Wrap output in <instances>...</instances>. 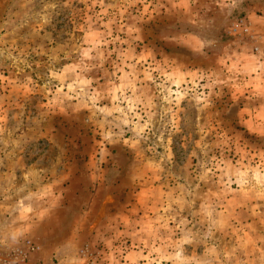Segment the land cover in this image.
<instances>
[{
  "label": "rangeland",
  "instance_id": "1",
  "mask_svg": "<svg viewBox=\"0 0 264 264\" xmlns=\"http://www.w3.org/2000/svg\"><path fill=\"white\" fill-rule=\"evenodd\" d=\"M0 264H264V0H0Z\"/></svg>",
  "mask_w": 264,
  "mask_h": 264
},
{
  "label": "built area",
  "instance_id": "2",
  "mask_svg": "<svg viewBox=\"0 0 264 264\" xmlns=\"http://www.w3.org/2000/svg\"><path fill=\"white\" fill-rule=\"evenodd\" d=\"M244 29H245V28H244ZM245 31H246L245 33H247V31H248V30H247V29H245Z\"/></svg>",
  "mask_w": 264,
  "mask_h": 264
}]
</instances>
